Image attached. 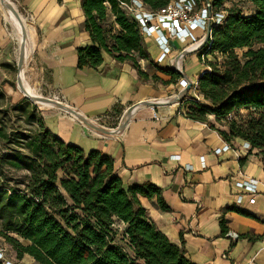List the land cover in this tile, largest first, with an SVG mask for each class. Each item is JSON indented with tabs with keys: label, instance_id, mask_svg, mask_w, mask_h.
I'll use <instances>...</instances> for the list:
<instances>
[{
	"label": "crops",
	"instance_id": "obj_1",
	"mask_svg": "<svg viewBox=\"0 0 264 264\" xmlns=\"http://www.w3.org/2000/svg\"><path fill=\"white\" fill-rule=\"evenodd\" d=\"M9 11L35 33L33 49L46 72L47 96L62 106L42 112L43 125L53 137L85 153L97 151L109 158L125 189L144 183L157 187L168 210H160L155 197L140 198L145 216L171 243L182 247L193 264H264L261 156L256 150L216 155L214 151L227 143L216 127L208 126L210 119L208 123L188 119V106H180L181 100L166 107L144 104L178 94L180 75L173 71L179 78L163 84L171 76L159 70H170L169 64L179 59L189 41H168L170 52L164 55L154 39L146 38L143 43L149 61L135 66L102 53L97 69H80L77 50L93 46L83 31L81 0H0V47L17 41L18 25ZM204 35L199 29L193 32L196 39ZM200 61L197 52L179 60L192 84L190 90L204 72ZM137 105L122 126L125 112ZM81 119L97 121L111 134L93 130ZM251 179L258 181L254 204H249L251 197L236 187ZM227 232L236 233L238 238L226 237Z\"/></svg>",
	"mask_w": 264,
	"mask_h": 264
},
{
	"label": "trees",
	"instance_id": "obj_2",
	"mask_svg": "<svg viewBox=\"0 0 264 264\" xmlns=\"http://www.w3.org/2000/svg\"><path fill=\"white\" fill-rule=\"evenodd\" d=\"M171 1L141 0L153 12ZM230 1H210L213 11L227 15L221 26L211 29L209 49L206 45L197 52L199 59L217 56L196 85L208 106L183 99L180 106H188L186 117L192 121L208 123L211 115L224 122L226 127L217 131L226 143L247 142L264 161V0H243L253 7L248 15L225 9ZM131 2L81 0L83 31L93 46L77 50L78 68L97 69L102 53L135 66L149 61L138 24L122 8ZM107 20L116 30H106ZM235 50L244 51L239 56ZM159 71L171 80L162 82L152 76L154 81L170 84L179 78L172 70ZM140 76L147 78L142 72ZM241 111L247 116L227 120ZM40 126L42 130L24 145L29 157L20 154L9 161L13 170L29 173L23 191L0 188V237L17 259L30 257L36 264H193L184 249L171 243L145 216L140 198L155 197L160 210H168L157 187L144 183L125 189L109 158L67 145L43 123ZM1 139L6 137L0 129ZM116 222L125 226L131 255L114 244L111 228Z\"/></svg>",
	"mask_w": 264,
	"mask_h": 264
},
{
	"label": "rangeland",
	"instance_id": "obj_3",
	"mask_svg": "<svg viewBox=\"0 0 264 264\" xmlns=\"http://www.w3.org/2000/svg\"><path fill=\"white\" fill-rule=\"evenodd\" d=\"M224 8H235V10H240L246 15L253 12V7L243 0H231L224 5ZM105 27L108 31H112V29L116 30L108 20ZM243 51L235 50V53L240 56ZM201 57H204V61H202ZM216 58V55L200 56L201 66L204 67L203 70L206 71L208 64L217 60ZM20 74L29 86L33 88L37 87V92L40 91L38 92L39 94L50 99L47 96L48 84L46 72L41 68L34 49L32 50L30 59L23 66L20 62L18 42L12 40L0 47V129L1 136L6 137V140H0V188L23 191L29 173L25 170H13L10 168L9 161L20 154L29 157V152L24 145L28 141V138L33 137L42 130L40 126V123H43L42 112L47 109L37 107V105L17 89L18 75ZM183 100H195L204 106H208V103L200 95L196 86L187 92ZM238 116L245 117L247 116V112L241 111L238 115L233 114L227 120L236 119ZM207 121L211 122L216 128L222 129L226 127L224 122H216L214 116L211 115L207 116ZM124 228V225L117 222L112 226L114 244L120 247L124 253L131 255L124 236ZM11 236L19 240V237L16 235L12 234ZM13 256L15 257V254ZM23 259L27 264H35L32 263L33 261L30 257L25 256Z\"/></svg>",
	"mask_w": 264,
	"mask_h": 264
},
{
	"label": "built area",
	"instance_id": "obj_4",
	"mask_svg": "<svg viewBox=\"0 0 264 264\" xmlns=\"http://www.w3.org/2000/svg\"><path fill=\"white\" fill-rule=\"evenodd\" d=\"M210 1L211 0H173L164 8L153 12L148 10L141 0H132L130 5H123L122 8L128 16L138 24L141 37L143 39H154L159 45L162 53L167 55L170 52L168 41L177 40L180 43L189 41V45L183 49V53L187 48L197 44L205 37L204 35L196 39L193 36L195 30L199 29L206 33L208 27L212 29L213 27L223 24L227 13L223 10L213 11ZM208 43L206 44L208 45L207 49H209ZM202 48L194 52H199ZM178 63L179 60L176 58L169 64V68H173L175 72L180 75L179 92H184L185 96L188 92H185L188 85L190 84L192 86V84L190 80L185 77L182 70L177 68ZM234 146L227 143L222 150H215L214 153L220 155L222 152L231 150L238 151L239 153H247L252 149L250 144L244 141H239V143ZM236 187L242 189L245 195L251 197L248 200L249 204H254L258 196L257 180L251 179L243 181L237 183ZM261 194L264 197V191ZM239 198H242V196ZM225 236L232 240L238 238V235L233 232H227ZM13 255L11 246L3 237H0V264H27L24 262V259L19 260ZM32 263H34V261Z\"/></svg>",
	"mask_w": 264,
	"mask_h": 264
},
{
	"label": "bare ground",
	"instance_id": "obj_5",
	"mask_svg": "<svg viewBox=\"0 0 264 264\" xmlns=\"http://www.w3.org/2000/svg\"><path fill=\"white\" fill-rule=\"evenodd\" d=\"M9 14L14 19L16 18L15 22L18 25L17 26V29H18L17 42H18V45H19L20 62H21V64L23 66H25L26 61H28L30 59V57H31L32 50H33V47L35 46V41L37 39H36V36H35V33L33 32V30L30 29L28 26H25L22 20L17 19V16L11 11H9ZM15 33H17V32H15ZM204 42H205V38H202V40H200L197 44L187 48L185 54H188L190 52H193L194 50H198V49L202 48L201 46L204 44ZM177 68L180 69V64L179 63L177 65ZM17 84H18V88L17 89L25 97H28L34 104H36L37 107L39 106L41 108H47V109H49V108H52V109L53 108L54 109L58 108V106L56 105V102L54 100H52L51 98L50 99L45 98L41 94H39L38 92H40V91L37 92V87L33 88V87L29 86V84L23 78V76L21 74H20V77L18 79V83ZM38 90H40V89H38ZM180 96H178V94H175V95H173L171 97H168L166 99H161L160 98L159 100L145 101L144 104L146 106L147 105H153V106H165L166 107V106H169V105L176 104V102L178 101ZM137 107H138V105L137 106H133V107L129 108L125 112V114H124V116L122 117V120H121L122 124L124 126L128 123V121L130 120L132 114L135 112ZM74 118H78V117L76 115H74ZM83 120L85 121L87 126L93 128V129H95L97 131H100V132H109L110 131V130H106V129L102 128L103 126L100 127L98 124H96V122H94L92 120H88V119H83Z\"/></svg>",
	"mask_w": 264,
	"mask_h": 264
},
{
	"label": "water",
	"instance_id": "obj_6",
	"mask_svg": "<svg viewBox=\"0 0 264 264\" xmlns=\"http://www.w3.org/2000/svg\"><path fill=\"white\" fill-rule=\"evenodd\" d=\"M210 32H211V28L210 27H208L207 29H206V33H205V42H204V44L201 46V47H204L208 42H209V39H210ZM194 51H196V50H194ZM193 51V52H194ZM185 53H186V50L181 54V56L179 57V59L178 60H180L181 59V57L182 56H184L185 55ZM26 64V63H25ZM170 70H172V71H175L173 68H170ZM19 77H20V75H18V79H19ZM190 88H191V85L189 84L188 85V87H187V89H186V91L185 92H187V91H189L190 90ZM183 93V94H182ZM182 94V95H181ZM181 95V96H180ZM178 96H180V98L178 99V101H180V100H182L185 96H184V92H179L178 93ZM28 98V97H27ZM177 101V102H178ZM176 102V103H177ZM36 105V104H35ZM56 105L58 106V107H62L60 104H58V103H56ZM71 114H73V115H76L78 118H80L76 113H74V112H71ZM82 121V123L85 125V126H87V124L85 123V121L83 120V119H81ZM121 124H122V121H121ZM122 126H124L123 124H122ZM87 127H89V126H87ZM89 128H91V127H89ZM91 129H93V128H91ZM93 130H95V129H93ZM97 131V130H96ZM100 132V131H99ZM101 133H104V134H111V132L109 131V132H101Z\"/></svg>",
	"mask_w": 264,
	"mask_h": 264
}]
</instances>
